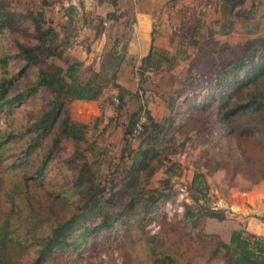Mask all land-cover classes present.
I'll use <instances>...</instances> for the list:
<instances>
[{
    "label": "trees",
    "instance_id": "trees-1",
    "mask_svg": "<svg viewBox=\"0 0 264 264\" xmlns=\"http://www.w3.org/2000/svg\"><path fill=\"white\" fill-rule=\"evenodd\" d=\"M96 1L108 3L109 12L117 3ZM226 8L229 13L231 5ZM56 35L40 10L22 13L0 0V264H74L91 244L89 239L100 233L108 246L118 243L132 258L144 257L146 264H180L179 258L188 264L197 257L219 258L221 264H264V236L246 229L243 217L184 203L180 218L166 219L155 209L165 193L153 189L143 194L147 178L167 159V152L175 151L168 146L173 134L166 135L171 128L211 135L204 138L207 146L202 150L211 169L240 172L252 184L264 180V37L201 46L205 71L182 73L162 121L145 111L136 146L127 144L125 156L120 154L123 174L113 183L109 180L107 188L94 166L101 152L86 136L88 124L71 118L66 103L96 99L110 83L118 91V108L122 105L125 88L113 79L115 45L102 53L99 69L82 78L81 60L61 65L51 59L61 54ZM153 51L150 47L140 57V80L144 67L160 62L152 60ZM180 94L190 97L183 110L175 106ZM34 96L43 105L36 111L23 107ZM143 107L130 113L126 134ZM181 113L183 122L176 118ZM66 139L73 148L58 157ZM189 188L204 191L202 172L192 174ZM151 211L159 219L154 233L144 229L145 213ZM121 264L134 263L124 259Z\"/></svg>",
    "mask_w": 264,
    "mask_h": 264
},
{
    "label": "rangeland",
    "instance_id": "rangeland-1",
    "mask_svg": "<svg viewBox=\"0 0 264 264\" xmlns=\"http://www.w3.org/2000/svg\"><path fill=\"white\" fill-rule=\"evenodd\" d=\"M7 1L15 11L34 13L40 10L43 13V17L57 31L55 43L61 50L60 56L51 59L61 65L73 59L81 60L79 74L82 78L99 69L102 53L115 45L117 60L113 79L125 88L122 105L118 108V91L110 83L90 104L81 99H69L66 103V111L71 118L88 124L86 136L95 142L101 152L100 162L94 166L99 179L106 181L107 188L110 181L115 182L123 174L119 159L121 153L125 156L126 145L134 148L138 142L132 129L128 134L124 132L130 113L138 105L144 106L142 116L147 110L154 120L162 121L168 113V102L182 73L191 68L205 71L206 59L200 53L201 46H213L222 41L233 43L251 36L264 37V0H229L227 4L219 0H120L111 12L108 11V3L96 0H45L47 3L42 0ZM229 5L231 11L226 13ZM143 9L148 13L147 18L141 15ZM26 24L29 28L32 25L31 21ZM146 24H149L148 39L143 38L142 41V35L135 30L144 28ZM223 28L228 30L226 34L219 32ZM2 38L8 42L5 36ZM150 47L154 50L152 60L160 58V62L157 67H144L142 73L145 77L140 80L137 73L142 67L140 57ZM161 54L168 55L170 59H163ZM12 67L19 68V62L14 59ZM110 72L108 70L107 76L112 75ZM189 100L186 94L177 95L175 106L183 110ZM42 105L43 101L38 96L23 103V107L34 111ZM22 111L21 107L20 120ZM176 118L183 122L185 114H178ZM3 127L4 116L0 112V129ZM170 134H173L174 140L168 146H174L175 151L167 152V159L143 184L144 195L153 189L165 193L155 209L166 219L180 218L184 203L204 204L216 213L223 210L224 214L231 215L227 211V198L232 193L250 189L264 181L252 184L240 172H232L226 167L211 169L206 165L202 150L207 146L204 138H210L209 133L171 128L166 135ZM82 144L81 147L85 145ZM72 148L70 140H63L58 157L66 156ZM124 158L127 162L128 159ZM196 171L203 173L206 184L203 192L189 188V180ZM194 195H197V200ZM145 218L144 229L149 233L156 232L159 219L154 212H146ZM89 241L91 244L77 256L74 264H121L124 259L134 264H146L144 257L132 258L118 243L108 246L103 233L93 235ZM178 262L186 264L180 258ZM188 264H221V260L207 261L204 257H197Z\"/></svg>",
    "mask_w": 264,
    "mask_h": 264
},
{
    "label": "crops",
    "instance_id": "crops-1",
    "mask_svg": "<svg viewBox=\"0 0 264 264\" xmlns=\"http://www.w3.org/2000/svg\"><path fill=\"white\" fill-rule=\"evenodd\" d=\"M116 1L119 2L120 0ZM140 12L143 17H148L146 9ZM148 27L149 24H146L142 29L135 28V31L140 33V36L142 35V41L143 38L146 40L148 39ZM81 100L89 104L94 101V99ZM227 211L243 217L245 219L246 229L264 236V181L259 182L250 189L232 193V195L227 198Z\"/></svg>",
    "mask_w": 264,
    "mask_h": 264
},
{
    "label": "built area",
    "instance_id": "built-area-1",
    "mask_svg": "<svg viewBox=\"0 0 264 264\" xmlns=\"http://www.w3.org/2000/svg\"><path fill=\"white\" fill-rule=\"evenodd\" d=\"M144 121V116H140L133 124L132 131L135 135H137L141 128H142V123Z\"/></svg>",
    "mask_w": 264,
    "mask_h": 264
}]
</instances>
